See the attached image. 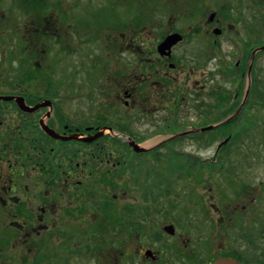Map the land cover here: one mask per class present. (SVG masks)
<instances>
[{
    "label": "flooded vegetation",
    "instance_id": "af4514ba",
    "mask_svg": "<svg viewBox=\"0 0 264 264\" xmlns=\"http://www.w3.org/2000/svg\"><path fill=\"white\" fill-rule=\"evenodd\" d=\"M77 5L25 0L23 63L0 57V98L9 99H0V264H264L253 250L264 183L232 177L231 202L209 197L191 220L185 153L173 154L185 152V138H201L214 151L221 144L204 133L185 135L191 82L204 122L240 107L248 119L263 98L256 61L264 53V0H103L101 17L79 15ZM83 21L89 26L79 31ZM79 32L100 37V48L83 55L91 63L67 111L57 73L62 48L80 51ZM78 68L72 65V81ZM42 73L54 76L33 86ZM84 99L86 106L77 104ZM142 121L152 129L136 130ZM124 125L135 136L121 132ZM117 133L139 145L152 133L160 140L134 153ZM127 153L148 159L126 160ZM157 165L177 169L158 175Z\"/></svg>",
    "mask_w": 264,
    "mask_h": 264
},
{
    "label": "rangeland",
    "instance_id": "374dc122",
    "mask_svg": "<svg viewBox=\"0 0 264 264\" xmlns=\"http://www.w3.org/2000/svg\"><path fill=\"white\" fill-rule=\"evenodd\" d=\"M61 1L63 6L65 5L68 6L71 2L76 1L78 3L77 6L79 7L78 11H80L81 7H83L82 11L79 12V15L81 16H84L85 14H87L86 12H90V10H92L93 12L96 13L97 17H101V14L98 13L97 11L102 10L103 0H61ZM23 5H25L24 0L0 1V14H2V16L0 17V50L4 51L3 53H0V57H4V54L6 55L9 61L5 64L19 65L23 63L22 62L24 57V55H22L24 52L23 39L25 40V35L22 36V34L25 33V31L23 33V29H25L29 20V17L24 13L22 9V7H24ZM68 17L69 15H67L66 17L63 16V20L68 22L67 19ZM68 24L69 22L66 25ZM79 26H80L79 27V31H80V30H85L84 28H86L89 25L85 21H83L82 23H80ZM67 31H68L67 36L65 34L62 35L63 38L65 39L68 37L71 38L72 36L68 27H67ZM78 34L79 35L77 41L78 40L79 41L77 43L80 51L73 52L70 50L69 47L67 48V50H64L62 48L61 69L58 67L59 73H57L58 75L57 80H60V84H61L60 86L61 93L66 98L65 99L66 103L64 107L67 111H70V108L74 106L73 104L70 105L69 99L72 93L74 91H77V88L79 86L78 84L79 81L84 80L85 77L84 71L85 70L87 71V69H89L87 67L91 63L89 61L90 58H88V56L84 57L83 55L86 54L87 50L100 48V43L97 42L100 39V37H95L96 39L95 38L92 39L91 37H89L90 36L89 34L86 35L83 32H79ZM84 39H86V42L82 41ZM197 61H198V57L197 56L193 57V63L196 64ZM256 64L257 67L259 66L256 71V78L258 79L259 82H261L262 80L264 82V53H262L258 57ZM72 65L77 66V68L82 66L81 68H78L77 73H73L74 81H72V72H71ZM194 66H196L195 69H197V65ZM209 68H212V66H210ZM15 74L17 75V73ZM207 74L208 73H206V76L208 77L207 79L215 80V77L212 76V73L208 75ZM42 75L43 78H40ZM53 76L54 74L51 73L50 76L48 77H53ZM40 77H39L40 79L36 77V80L33 81L32 83L33 86L39 83L36 86L40 87L41 86L40 81H45L47 83L48 77L45 76L44 73H42ZM52 79L53 78H51V80ZM70 81H72V84L70 83ZM190 87L191 89L188 96L190 98V101L193 103L191 104V108H190V112L192 114L190 115L187 114L185 116V127L187 125L200 127L202 123H204V121L199 119L200 113L197 114V108H199V103L197 102V100L200 93L198 92V88L192 85V82ZM262 88L264 91V87ZM87 91L88 89L86 87L82 90V93L84 94L85 97L89 96L86 93ZM256 101H260V102L258 103L254 102L253 105L250 107L251 110L249 111L250 112L249 115H251V117L248 118L247 122L244 121V118L242 116H240L239 117L240 119L236 122V128L237 127L239 128L241 124H243V128H244V124L245 125L247 124V128L244 129L241 133L242 135L240 136L241 142L238 141L235 143L234 147L236 148V150L228 154V157L226 159L223 157L220 160L221 161L220 163H222L221 167H216V168L200 167L201 159L210 158L214 155V149H212L213 146L206 147L203 143L200 142H196V141L192 142L190 140H185V152L182 150L183 152L173 153L175 157L177 155L181 156L185 153V190L186 191L188 190L189 194H191L190 198H188V201L190 202H187L185 198V218H187L188 216V219H191L190 216L193 212L202 209V205H201L202 203L200 202L201 200L200 194L204 195V197L207 199L211 197V195L214 197V192H211L209 190L212 187L217 188L215 190V195L216 196L218 194L220 195L221 205H225L231 202V199L234 198L233 195L234 191L232 192V190L229 189L230 187L229 182L231 176L234 175L236 168H237V172L239 173V175L237 176H241V178L246 180L250 178V183H252L253 186L257 187L259 184L264 183V96L263 98L261 97V95L259 97H256ZM85 102L86 101L84 99L77 102V104L81 103V106H86ZM89 104L95 107L94 113L98 112L100 114V110L97 109V105H95L94 103H89ZM101 106L102 104L99 107ZM135 126L136 125H133V127ZM139 128L140 129H136V130L149 131L152 129V126L150 125L149 121H142L141 126ZM189 129L190 128H187L186 130ZM120 131L135 136L133 130L129 129L128 125H124L122 130ZM119 133H117V135H120ZM214 136L216 138L215 141L219 140L218 136L217 137L216 135ZM159 140L160 139L157 140L155 138L151 139L145 142L143 146L148 148L154 145V143L158 142ZM71 145L74 144L72 143ZM160 155L162 156L161 158L165 160L169 154L166 152H162L160 153ZM156 167H159L158 172L167 174V167H162L161 165H157ZM153 170H156V168H153L152 171ZM258 198L259 199L261 198V194H259ZM214 202L217 201L215 200ZM257 202H259L258 199ZM258 221L260 224L261 232L259 234H256L258 231L254 229L253 250H254V256L262 257L264 256V211L262 212V214H260ZM78 250L79 253L77 257L84 256V251L86 250L85 247ZM87 255H90L89 251ZM79 259H81V257ZM77 262H81V261L77 260Z\"/></svg>",
    "mask_w": 264,
    "mask_h": 264
},
{
    "label": "trees",
    "instance_id": "16d2710c",
    "mask_svg": "<svg viewBox=\"0 0 264 264\" xmlns=\"http://www.w3.org/2000/svg\"><path fill=\"white\" fill-rule=\"evenodd\" d=\"M246 128H247V124L246 125L244 124V128H243V124H241V126H239V128L236 131V135L233 137V141H232L233 144H235L238 141L241 142L240 141V139H241L240 136H242L241 133ZM230 153H232L231 150H222V158L224 157L226 159L228 157V154H230Z\"/></svg>",
    "mask_w": 264,
    "mask_h": 264
},
{
    "label": "water",
    "instance_id": "95a60500",
    "mask_svg": "<svg viewBox=\"0 0 264 264\" xmlns=\"http://www.w3.org/2000/svg\"><path fill=\"white\" fill-rule=\"evenodd\" d=\"M213 127H209V128H207V129H204V130H210V129H212ZM203 130V131H204ZM51 132H53V131H51ZM52 134V133H51ZM216 264H236L234 261H232V260H218L217 262H216Z\"/></svg>",
    "mask_w": 264,
    "mask_h": 264
}]
</instances>
